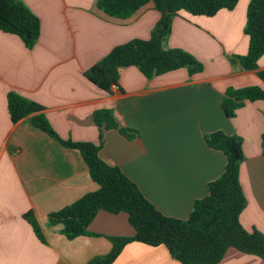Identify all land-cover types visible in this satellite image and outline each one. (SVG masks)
Returning <instances> with one entry per match:
<instances>
[{
  "label": "crops",
  "instance_id": "obj_1",
  "mask_svg": "<svg viewBox=\"0 0 264 264\" xmlns=\"http://www.w3.org/2000/svg\"><path fill=\"white\" fill-rule=\"evenodd\" d=\"M39 19L40 35L30 50L15 35L0 31V264H87L107 255L108 237H132L125 213L99 211L89 235L68 240L47 216L71 205L98 185L79 152L66 148L29 124H13L6 95L14 92L42 106L49 126L63 141L100 145L98 156L117 167L164 216L186 220L193 203L225 169V156L206 146L213 132L242 140L238 179L245 200L239 222L264 236V101H244L232 118L220 107L227 90L264 83V54L257 70H243L230 57L244 56L243 33L249 0L212 17L183 11L172 19L167 49H181L203 65L190 76L178 69L151 79L136 67L118 70L117 90L107 93L84 73L113 47L147 40L160 18L149 3L127 19L111 18L96 0H20ZM99 110L112 112L118 130H100L92 121ZM100 136L102 141L100 142ZM31 211L44 243L23 215ZM112 264H180L166 247L126 245ZM217 264H263L262 259L229 248Z\"/></svg>",
  "mask_w": 264,
  "mask_h": 264
},
{
  "label": "trees",
  "instance_id": "obj_2",
  "mask_svg": "<svg viewBox=\"0 0 264 264\" xmlns=\"http://www.w3.org/2000/svg\"><path fill=\"white\" fill-rule=\"evenodd\" d=\"M238 0H96V8L114 19H127L151 3L160 18L147 40L133 39L115 46L100 61L89 68L84 77L99 89L111 93L117 86L118 70L136 67L147 79L178 69H186L190 76L201 73L203 65L181 49H167L172 19L183 11L193 16L212 17L220 10L232 11ZM0 31L17 36L26 49L36 44L40 35L39 19L20 0H0ZM243 33L248 37L244 56L230 57L243 70H257V61L264 54V0H249ZM264 83V70L257 71ZM264 101V91L257 87L229 89L220 107L227 118H232L244 101ZM7 111L13 124L29 117V124L56 140L62 146L77 150L84 161L90 178L98 189L88 193L47 216L49 227H59L68 240L89 235L87 228L99 211L110 214L125 213L134 229L132 237H108L112 247L104 256H97L87 264H112L123 248L133 242L150 247L164 246L170 257L180 264H217L229 248L254 255L264 264V236L247 233L240 225L239 216L245 207L238 179L239 164L243 159L242 140L222 132L205 137L207 147L225 156L224 173L208 184V194L193 203L186 220L161 214L117 168L104 163L98 156L99 145L61 140L43 115V107L14 92L6 95ZM93 123L100 130L114 129L129 137L119 128L109 110L92 114ZM102 136H100V142ZM264 153V135L262 136ZM36 237L44 243L42 229L34 214L23 215Z\"/></svg>",
  "mask_w": 264,
  "mask_h": 264
},
{
  "label": "built area",
  "instance_id": "obj_3",
  "mask_svg": "<svg viewBox=\"0 0 264 264\" xmlns=\"http://www.w3.org/2000/svg\"><path fill=\"white\" fill-rule=\"evenodd\" d=\"M112 90H117V86H112Z\"/></svg>",
  "mask_w": 264,
  "mask_h": 264
}]
</instances>
